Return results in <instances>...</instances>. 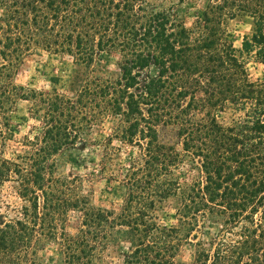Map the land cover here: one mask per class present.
<instances>
[{
    "label": "trees",
    "instance_id": "1",
    "mask_svg": "<svg viewBox=\"0 0 264 264\" xmlns=\"http://www.w3.org/2000/svg\"><path fill=\"white\" fill-rule=\"evenodd\" d=\"M206 1L187 29L149 0H0V184L14 182L21 201L19 218L0 221V264H56L42 255L50 242L59 264H264V73L250 81L240 56L264 68V0ZM239 15L253 29L238 54L224 24ZM35 50L84 66L114 52L120 76L86 78L73 96L30 90L14 79ZM19 102L39 124L5 156ZM225 110L236 116L228 125L215 116ZM107 119L116 121L107 144L137 149L118 211L93 206L56 171V157ZM159 128L175 129L196 178L180 182L179 154ZM169 200L167 226L158 211ZM69 212L79 214L73 234L61 221ZM207 219L218 233L195 243L192 262L177 260Z\"/></svg>",
    "mask_w": 264,
    "mask_h": 264
},
{
    "label": "rangeland",
    "instance_id": "2",
    "mask_svg": "<svg viewBox=\"0 0 264 264\" xmlns=\"http://www.w3.org/2000/svg\"><path fill=\"white\" fill-rule=\"evenodd\" d=\"M158 9L171 10L177 20L187 29H194L202 21L206 8V0H149ZM252 20L239 15L224 24L227 40L234 49L241 51L245 36L252 33ZM250 81L260 79L264 73L261 64L246 54L240 55ZM119 55L114 52L99 54L89 66L78 64L73 58L65 55L50 54L35 50L27 55L20 65L14 82L30 90L43 92H58L73 96L86 78H102L114 80L120 76ZM217 121L228 125L236 116L230 110L216 111ZM38 120L31 114V103L19 102L12 118V130L15 140L8 143L5 156L19 151L24 137L32 136V130L38 126ZM116 121L107 119L97 125L87 137L84 146L70 149L56 157L57 175L73 179V191L87 196L95 207L114 209L118 211L124 199V187L121 179L127 166L128 156L137 153L136 148H130L115 140L110 145L107 138L112 134ZM158 137L161 143L171 145L179 154V164L175 175L180 182H189L198 176L196 162L182 150L181 143L174 128H159ZM21 201L17 195L16 184L12 181L0 184V221L20 217ZM176 202L169 200L162 210L158 211L159 222L162 225L175 224L174 208ZM261 216V215H260ZM79 214L69 212L62 216L65 230L75 233L79 226ZM264 217V210H263ZM194 232L197 240H189L182 245L177 260L190 263L194 258L195 243H208L210 238L218 233L219 225L205 220ZM125 250L124 246L121 247ZM121 249H117L121 250ZM43 257L51 259V263L59 264L60 255L53 243L45 246Z\"/></svg>",
    "mask_w": 264,
    "mask_h": 264
}]
</instances>
